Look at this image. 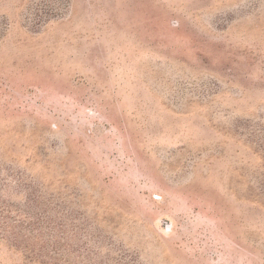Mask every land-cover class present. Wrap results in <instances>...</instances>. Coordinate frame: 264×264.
Returning a JSON list of instances; mask_svg holds the SVG:
<instances>
[{
    "label": "rangeland",
    "instance_id": "374dc122",
    "mask_svg": "<svg viewBox=\"0 0 264 264\" xmlns=\"http://www.w3.org/2000/svg\"><path fill=\"white\" fill-rule=\"evenodd\" d=\"M0 211V264H264V0H0Z\"/></svg>",
    "mask_w": 264,
    "mask_h": 264
},
{
    "label": "trees",
    "instance_id": "16d2710c",
    "mask_svg": "<svg viewBox=\"0 0 264 264\" xmlns=\"http://www.w3.org/2000/svg\"><path fill=\"white\" fill-rule=\"evenodd\" d=\"M0 218L4 219L3 211H0ZM3 222H5V220Z\"/></svg>",
    "mask_w": 264,
    "mask_h": 264
}]
</instances>
